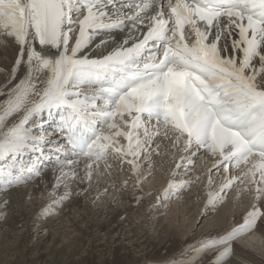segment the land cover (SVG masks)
Here are the masks:
<instances>
[{"label": "snow or ice", "instance_id": "obj_1", "mask_svg": "<svg viewBox=\"0 0 264 264\" xmlns=\"http://www.w3.org/2000/svg\"><path fill=\"white\" fill-rule=\"evenodd\" d=\"M0 44L17 50L0 68V189L51 164L49 195L65 189L41 209L52 214L81 160L90 182L110 155L139 186L141 158L154 163L171 132L181 155L157 207L192 185L174 178L201 153L217 157L209 185L213 169L244 168L206 207L237 183L253 193L242 223L187 249L195 255L181 264L209 249L219 251L205 264H228L235 241L264 229V0H0Z\"/></svg>", "mask_w": 264, "mask_h": 264}, {"label": "bare ground", "instance_id": "obj_2", "mask_svg": "<svg viewBox=\"0 0 264 264\" xmlns=\"http://www.w3.org/2000/svg\"><path fill=\"white\" fill-rule=\"evenodd\" d=\"M16 55H17V50L15 47L13 46L5 47V45L0 44V67L10 70L11 66L14 64ZM2 73L3 72H0V82H3V80L5 79V76ZM169 134L171 135V133ZM53 136H55L54 133ZM170 143L171 142L168 139L160 141L159 151L161 154L157 156L153 154L152 159L154 163L148 164L143 157L141 158L142 168L140 174L142 177H145L144 179H142L140 183V186L142 187L141 190H135L134 187L136 185L131 184L132 182L136 183L135 182L136 177L135 178L133 176L131 177L129 170L124 168L120 164V161L114 160V158L111 156L108 157V161H107L108 164L111 165L110 168L106 170L104 163H101L100 165L99 170L101 171H99V173H102V175L94 173L92 180L90 182L86 180H81L80 177L84 176L83 164L85 163L84 160H81V165L77 168V178L74 179L76 186L75 189L71 192L72 194L70 196L72 200L68 201L67 203L68 208L61 210L60 211L61 213L57 214V216L55 215L57 221L62 216H65L67 214L71 216V222L73 223L77 222L80 219H83L81 213L84 212L91 214L98 213L101 215L105 214V216L103 217L106 219L101 222L107 223L108 225L115 222L114 225H110L108 228H110L111 231H113V233L116 234L117 239L120 238V237L118 238L119 233L122 234L124 231L126 232L125 234L126 236L121 238L122 242L119 245L123 247V250L125 249L128 250L129 253L128 255H131V259L137 255L134 261L131 263L132 261L131 260L129 264H140L141 263L140 259L143 258H152V260H154V258L156 257H164L165 255H172L177 250H179L181 248V245L183 244L197 243L199 240H194V239L198 235L210 234L213 232L222 233L230 229V224L232 220L241 216V212L243 211L245 205H247L246 201L249 200V197L252 198L253 193L250 191H244V185L237 183L230 189L229 192L226 193L224 200L215 206V208L219 206L218 207L219 209L217 208L219 210L218 213L217 210L215 213V208L212 207L207 210L203 208L201 211V206H200L201 201L198 200V196L201 193L200 199L204 203H207L208 198L205 195L207 191H203V188L201 186L203 182H201L200 178L203 172L209 173L208 170L212 167V164L215 163V160L211 161L207 157H201V159H198L195 164H192V166L189 169H187L186 175L177 176L178 178L177 181L192 180L193 183L190 187L178 193L177 198L171 199V203H169V205L172 206L171 210L156 206L158 204V196H160L162 190L166 188L168 185L169 180L168 179L166 180V178L170 175L169 172L171 166L172 164H175L174 162L175 159L180 156L179 152H174V150L169 147ZM153 147L155 148L156 145H153ZM154 167H155L154 169L155 171H153L152 169ZM111 168H117L119 171H111ZM211 176L212 179L216 180V185H214L213 189L210 190L209 192H214L216 190L218 192L220 190V184L223 182L224 174L221 172L216 173L213 169L211 172ZM197 177H199V179H197ZM202 180H204V178ZM125 181L128 183V185H130L127 188H124ZM54 182H55V178L53 176L52 169L45 168L42 176L35 178V181L30 182L31 184H29L28 187L33 186L35 188L36 186H41V184H44L47 187V192L50 193L53 189ZM110 182H120L119 186H121V189L120 187H117L118 193L115 192L114 189L110 188L111 186ZM197 184L200 185V187L197 186ZM104 185H107V191L102 192V190L104 189ZM28 187L15 189L13 192H8L4 194L3 191H0V206L3 205L4 199L9 197L10 200L8 204V209L11 211V214L9 213L10 214L9 217L5 218L2 222H0V233H1L0 248L3 247L6 248L7 247L6 243L10 242V239L13 238V240H16L17 243L16 250L20 251L22 259L25 260L27 255L37 251V245L40 244L35 239H37L38 235L41 233L39 234L30 233L29 231L31 229H33L35 232L44 231L43 230L44 225H42L41 223L40 225L34 224V226L31 227V225L33 224V220L31 217L33 216V214L29 213L30 211H25V209L29 207L28 204L35 203L36 200L35 197L37 196L45 197V195L44 194L39 195L35 191L34 193L30 192L29 190H26ZM35 189L39 191V188H35ZM130 189L136 193L134 195H130V191H129ZM147 190H149L148 193ZM62 192L63 189H61V187L56 189V195H58V197ZM113 194L116 195V199L115 201H113V203L107 201L103 202L107 200V198L102 201L103 203L100 202L102 200V197L105 196L108 198H112ZM149 194H151L152 197L146 199L145 196ZM31 195H33L34 197H32L28 201H25L26 196H31ZM47 197L48 196H46L44 200L41 201L39 204V206H42V208L45 207L43 206L44 201L47 202L53 198V196H50V199L47 200L48 199ZM137 198H139V202H137L136 205H133V203L137 201ZM164 201H170V200H163L162 202ZM70 202L72 203L71 206L69 205ZM114 202H118V204L119 203L122 204L121 211L122 213H125V215H127L126 217L127 221L129 220V217H131V211L133 210V207H135L136 210L134 211L136 213V217H138V219L140 218V220L136 219L135 223L132 222V226L130 225L128 229L122 230L125 220H118L119 213L117 212L115 213L114 211V209L117 207L114 206L115 204ZM22 203L25 206H21L20 204ZM87 204H90L91 207L88 208L87 206H84ZM69 207L71 208L69 209ZM93 207L97 209L96 212L94 211ZM138 207L140 208L138 209ZM147 208L153 209L154 213L149 214L145 212ZM58 209L59 208H57V210ZM179 212H181L183 215H180V217L176 219L175 218L176 213ZM0 213H3V209L1 207H0ZM164 213H166V215L160 217L157 216L159 214H164ZM154 214L158 218H155ZM185 216L187 217L185 218ZM77 218L80 219L77 220ZM175 220H177V222L180 221V223H176ZM49 222L52 223L51 220H49ZM150 223H153L154 225L153 232L157 231L160 233L162 229L163 230L165 229L164 236L167 237L164 238L162 237L163 235L160 234H156V235L151 234V232L149 231L151 230V228L149 229L148 226ZM239 223L242 222H237L236 225ZM44 224L47 223L45 222ZM86 224L95 226L98 230H101L102 228H104L105 230L107 229V227L98 228L97 222L94 223L92 219H86ZM50 225L51 224H49L48 226ZM75 226L79 230L78 233L82 232L81 229L82 227H79L78 223L75 224ZM85 229L86 231H88L86 226ZM51 235L53 236V234ZM68 235L69 234L67 232H64L62 237L68 238ZM86 236H82V237H86ZM149 236H153L155 237V239L153 240V242L148 243L146 245L143 243L144 244V248H143L141 242H145L149 238ZM62 237L60 239H63ZM30 238H32L33 240H31ZM77 238L78 240H76ZM77 238L75 237V239L74 238L70 239V241L66 243V246L62 244L63 248L65 249V256L60 264H64L65 262H67V259L69 258V256H72V254L78 255L80 258L82 257L79 250L82 249L84 246L83 245L84 238L81 240H80L81 237H77ZM106 238L109 237L107 236ZM263 238H264V229L251 232L247 236L243 237V239L240 238L241 246L240 245L238 246L239 251H234L233 256L229 259L230 264H243L241 261L248 263L250 261H253L254 263L255 259L258 261L259 260L258 258H260V256L247 249V247H245L242 244V242H244L245 244L249 243L250 245H252L251 247L257 248L259 247L258 246L259 244L262 245V243L259 242L262 241ZM51 239L53 243V238L51 237ZM138 239L141 242H139ZM166 240H171V244L170 245L167 244L165 242ZM91 242H86V244L91 247L94 243L92 240ZM158 243L164 245V247L166 248V254L156 253L157 252L156 248ZM98 245L102 246L104 245V243L100 242ZM147 248H151L152 250V252H150L151 255L148 254L149 251L146 250ZM23 249H28L29 253L27 254L25 253L23 255ZM131 250H132V254H131ZM50 254L54 256L53 253ZM97 256L102 259L101 261H104L103 259L104 256L101 257L102 254L100 252H98ZM137 259L139 260L138 263L136 261ZM239 259L241 261L238 262L234 261ZM114 260L116 259L114 258ZM110 262L111 261H109V263ZM199 263H201V261H199Z\"/></svg>", "mask_w": 264, "mask_h": 264}, {"label": "rangeland", "instance_id": "obj_3", "mask_svg": "<svg viewBox=\"0 0 264 264\" xmlns=\"http://www.w3.org/2000/svg\"><path fill=\"white\" fill-rule=\"evenodd\" d=\"M5 63H7V62H5ZM2 74H4V73H2ZM152 169H153V171H155L154 170L155 167L152 168ZM34 181L35 180H30V181H28V182H26L24 184H20V185H16V186L9 187V188H7V189H5L3 191V194L4 193H8V192H13L15 189H20V188H23V187H28V185L31 184L30 182H34ZM129 186L130 185H128V184L127 185H124V188H127ZM35 188H39V191H37ZM35 188L33 186H29L26 190H29L30 192H33V193L35 191L39 195L40 194H44L45 197L48 196L47 197L48 198L47 200L50 199V195L47 192V187L44 184H41V186H36ZM129 191H130V195H134L136 193V192H133L131 189ZM148 192H149V190H147V193ZM206 194L207 193H205V195ZM32 197H34V196L33 195L26 196L25 201L30 200ZM45 197H42V196L35 197V199H36L35 200V203L34 204H28L29 207L26 208L28 210L25 209V211H30L29 213L33 214V216L31 217L32 220H33V224L31 225V227L34 226V224L40 225V223L42 225H44V227H43V230L44 231L43 232H35L33 229H31L29 231L30 233H37V234L41 233V234L38 235L37 239H35L36 241H38L40 243L39 245H37V251H35L32 254L27 255L26 260L25 259H22L21 254H20V251H17L16 250V247H17L16 246L17 245L16 240H13V238H12V239H10V242L7 241L8 243H6L7 244L6 245L7 246L6 248H4V247L3 248H0V264H60L61 261H62V259L65 256V249L63 248V245L62 244H64V246H66V243L69 242L70 239H72V238L75 239V237L76 238L77 237H81L80 240L83 239V238L85 240V241L83 240V245H84L83 248L79 250L80 253H81V255H82V257L80 258L78 255L72 254V256H69V258L67 259V262H65L64 264H110V263L111 264H129L131 260H132L131 261V263H132L134 261L135 257H137V255H136V256H134L131 259V255H128L129 254L128 253V250L127 249L123 250V247L119 245L122 242V239L121 238L126 236L125 235L126 234L125 231L122 234L119 233L118 238L119 237L120 238L117 239L116 238V234L113 233V231H111L110 228H108L110 225H114L115 222H113V223H111L109 225L107 223H102L101 222V221H104L106 219V218L103 217V216H105V214L101 215V214L96 213L97 214L96 215V214H91V213L84 212V213H81L83 219L77 218V220L78 219H80V220H78L75 223L71 222V216L69 214H67L65 216H62L57 221V218H56L57 214L61 213L60 212L61 210H64L65 208H68V207H67L66 203L64 202L62 205H60L59 207H57V208H59L58 210H57V208H55L54 213H52V214H42V212H41V209L42 208H41V206H39V204H40L41 201L44 200ZM151 197H152L151 194L145 196L146 199H149ZM6 199L8 201L7 204H4L3 203V205L0 206L3 209V213H5V215L0 216V218H1L0 219V222H2L5 218H8L9 215L11 214V211L8 209V204H9L10 198L7 197ZM199 201L202 202L201 199ZM136 202L133 203V205H136ZM114 203H115L114 206H117L114 209V211H115V213L116 212L119 213L118 214V220H125V223L123 224V229L122 230H126V229H128V227L130 225L132 226V222L135 223L136 219H138V217H136V213L134 212V211H136L135 210V207H133V210L131 211V217H129V220L127 221V218H126L127 215H125V213H122V211H121L122 204L121 203L118 204V202H114ZM162 203L165 204V205H168V207H163L164 209H170V210L172 209V206L169 205V203H171V200L170 201H164ZM83 204H85V203H83ZM20 205L21 206H25L23 203L20 204ZM69 205L71 206L72 203L70 202ZM84 206H87L88 208L91 207L90 204H87V205H84ZM218 207L215 208V213H216V210H217V213H218V211H219L218 210L219 209ZM70 208L71 207H69V209ZM93 208H94V211L96 212L97 209L95 207H93ZM139 208L140 207H138V209ZM145 212H147V213L150 214V213H154V210L147 208ZM166 213H168V212H166ZM166 213L159 214L157 216H159V217L160 216H164V215H166ZM180 215H183V214L181 212L176 213V217L175 218L178 219L180 217ZM95 216H96V218H95ZM154 216H155V218H158L155 214H154ZM212 216H214V215H212ZM186 217L187 216H185V218ZM49 218H51V219H49ZM86 219H92V221L94 223L97 222V227L98 228L107 227V229L105 230L104 228H102L101 230H98L95 226L86 224ZM49 220H51L52 223H50ZM72 220H75V219H72ZM138 220H140V218ZM45 222L47 224H44ZM84 222H85V224H84ZM175 222L176 223H180V221L177 222V220H175ZM77 223L79 224V227H82L81 228L82 229V232H80V233H78L79 230L75 226V224H77ZM49 224H51V225L48 226ZM85 226H86V228H87L88 231H86ZM148 226H149V229L151 228V230H149L151 232V234H155V235L156 234H160V235H163L162 237H164V238L167 237V236H164L165 235V233H164V230L165 229L164 230L162 229L160 231V233L157 232V231L153 232V230H154L153 223H150ZM145 228H146V226H145ZM17 229H19V228H17ZM64 232H67L69 234L68 235V238L62 237V235H63ZM43 233H46V234H43ZM51 234H53V236ZM20 236H21V234H20ZM82 236H86V237H82ZM107 236L109 238H106ZM51 237L53 238V243H52ZM61 237L63 239H60ZM199 238H201L202 240H204L203 237H202V235L196 236V238L194 240H197ZM0 239H1V233H0ZM30 239L33 240L32 238H30ZM154 239H155V237L149 236V238L145 242H141V241H139V239H138V241L142 243L143 248H144V244L146 245L148 243H151V242H153ZM76 240H78V238ZM91 240L94 243L95 242L96 243L95 244L93 243V245L90 247V246H88L86 244V242H91ZM100 242L101 243H104L105 246L104 245L99 246L98 244ZM165 242L167 244H169V245L171 244V240H166ZM259 243H262V245L259 244L258 245L259 247L256 248V247H251L252 245H250L249 243H246L245 244L244 242H242V244L245 247H247V249H249L251 252H254L258 256H260V258H258L259 259L258 261L255 259L256 263H255V261H254V263H253V261H250L249 263L248 262L241 261L243 264H264V238ZM56 245H57V247H56ZM183 246L181 245V247L183 249L177 250L172 255H165L164 257H156V258H154V260H152V258H143V259H140L141 260V263L140 264H181V259L180 258L182 257V253L185 254L183 256V259L184 260H186L189 256L195 255V253L186 252L187 249H189L190 247H193V246H190V247H187V248H184ZM195 246H197V245H195ZM2 249H4V250H2ZM28 249H23V255L25 253L26 254L29 253V250ZM146 250L149 251L148 254H150V252H152L151 248H147ZM209 250L206 251L202 256L199 257V258H202L201 259V261H203L202 264H205V261L206 260H208L210 257H212V255H215V253L217 251H219V249H218V250L210 253ZM156 251H157L156 253H158V254H166V248L164 247V245H161V243H158L157 244ZM98 252H100L102 254L101 257L104 256V258H103L104 261H101L102 259L97 256ZM50 253H53L54 256L51 255ZM131 254H132V250H131ZM113 257L117 260V263H116V260H114ZM178 259H179V261L171 262V261L178 260ZM239 260H234V261L235 262H238ZM109 261H111V262L109 263ZM136 261H137V263L139 262L138 259ZM192 263L193 264H196L195 260ZM228 264H230V262H228Z\"/></svg>", "mask_w": 264, "mask_h": 264}]
</instances>
